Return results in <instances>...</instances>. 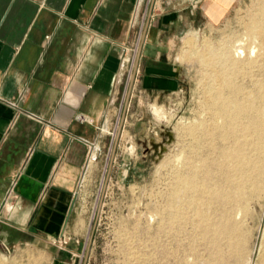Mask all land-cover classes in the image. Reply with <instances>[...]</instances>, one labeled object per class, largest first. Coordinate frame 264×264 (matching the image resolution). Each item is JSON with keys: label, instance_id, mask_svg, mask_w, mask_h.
<instances>
[{"label": "rangeland", "instance_id": "obj_1", "mask_svg": "<svg viewBox=\"0 0 264 264\" xmlns=\"http://www.w3.org/2000/svg\"><path fill=\"white\" fill-rule=\"evenodd\" d=\"M263 4L142 0L122 55L115 108L100 127V143L79 170L65 228L51 236L14 223L0 229V264H264V166L257 179L240 178L232 170L237 155L251 156L254 129H248L246 139L236 127L229 138L227 120L215 104L221 93L224 105H234L226 78L218 74L225 72L222 53L227 49L241 62L232 76L241 89L238 100L253 110L250 119L264 132V22L257 24L260 37L245 30L251 17L262 16ZM156 16L169 25L159 33L149 27ZM237 43L245 49L239 59L232 50ZM145 51L152 55L149 65L177 77L176 90H141L138 72ZM211 55L214 68L205 63ZM63 222L57 223L61 227ZM233 227L239 242L229 237Z\"/></svg>", "mask_w": 264, "mask_h": 264}, {"label": "crops", "instance_id": "obj_2", "mask_svg": "<svg viewBox=\"0 0 264 264\" xmlns=\"http://www.w3.org/2000/svg\"><path fill=\"white\" fill-rule=\"evenodd\" d=\"M141 2L0 0V229L65 228L79 170L115 108ZM168 26L162 16L149 25ZM149 56H140L141 90H176L177 77Z\"/></svg>", "mask_w": 264, "mask_h": 264}, {"label": "bare ground", "instance_id": "obj_3", "mask_svg": "<svg viewBox=\"0 0 264 264\" xmlns=\"http://www.w3.org/2000/svg\"><path fill=\"white\" fill-rule=\"evenodd\" d=\"M262 1H264V0H262ZM263 6H264V4H263ZM263 6H261V8H264ZM259 9V8H258ZM259 11V10H258ZM261 12V15L262 16H259V18L257 19H252V17H251V22L249 23V24H247L246 26H245V30H246V32L247 33H250V34H255V35H259V37H260V34H261V29L260 28H258V23H260L262 20H263V22H264V9H263V11H260ZM258 14V13H257ZM259 15V14H258ZM249 19H250V16H249ZM263 24V23H262ZM243 29H244V27H243ZM242 29V30H243ZM264 35V34H263ZM239 38V37H238ZM240 38H241V40L242 39H244V38H242L241 36H240ZM249 38V37H248ZM250 39V38H249ZM259 39V38H258ZM263 40H264V38H262ZM240 40V41H241ZM245 40V39H244ZM248 40V39H247ZM233 41H234V39H233ZM232 41V42H233ZM243 41V40H242ZM250 41V40H249ZM253 41H255V40H253ZM231 42V43H232ZM257 42V41H256ZM260 42V41H259ZM228 44H229V41L227 42ZM249 43H252V42H249ZM253 44V43H252ZM224 45H226V43L224 44ZM223 44H222V46H224ZM255 45V44H254ZM260 46H261V43H260ZM262 46H263V44H262ZM227 47V46H226ZM245 47V46H244ZM252 47V46H251ZM221 48H223V47H221ZM233 49L232 50H234L233 51V56L235 57V58H237V59H239V58H241V56H243L244 55V53H245V49L243 48V44L242 43H237L236 45H234L233 47H232ZM261 48V47H260ZM211 49V48H210ZM231 49V48H230ZM255 47H252L251 48V50H250V53L252 54V56H253V54L255 53ZM227 50V49H226ZM225 49H224V51H223V53H222V58L224 59V63H225V65L227 66H229L227 69V71H226V66L224 67V69H225V72H223V73H218L219 74V76H222V77H224V78H226V81H225V83H226V85L230 88V90H231V94H230V100H231V103L232 104H234L233 105V107L232 106H230L229 107V105L228 106H226V105H224V103H226V102H224L225 101V99H224V97H223V95L220 93H217L216 95H215V100H216V103L215 104H218V107H217V109H216V112L218 113V114H220V115H222V116H224V118L227 120V130L229 131L230 130V134H229V138H231V136H232V133L234 132L233 130L236 128V127H241V134H242V137H244V138H246L247 137V135H248V129L249 128H251L252 127V129H254L253 131H254V134H255V138L252 140V146H251V148H252V154H251V156H248V155H246V154H240V155H237L236 156V158H237V161H236V163L232 166V170H233V172H234V174L235 173H237V175L241 178L243 175H247L248 177H250L251 179H253V178H258V177H260L261 176V168H259V167H261V165L262 166H264V158H263V155H264V145L262 144V142H261V140L262 139H264V132H259V130H258V128L254 125L255 123H253L252 121H251V119H250V113H252L253 112V110H252V112H250V109H249V107H248V105H246V104H244V102L243 101H239L238 100V96L241 94V89L240 88H238L234 83H233V80H232V76H234V74L237 72V71H239L238 70V67L237 66H239V65H237L238 63L240 64L241 62H238V61H236V60H233L232 58H230L229 57V55H228V53H227V51H226ZM259 50V49H258ZM206 51H208V50H206ZM205 51V52H206ZM214 51V50H213ZM259 51H261V49L259 50ZM247 52V51H246ZM213 53V52H212ZM260 53V52H259ZM209 54V53H208ZM218 54H220V53H218ZM230 54V53H229ZM258 54V53H257ZM206 56V55H205ZM258 56V55H257ZM232 57V56H231ZM255 57V56H254ZM203 58V57H202ZM251 58H253V57H251ZM251 58H250V60H251ZM258 58H260V57H258ZM220 58L218 57V60H219ZM232 59V60H231ZM245 59V58H244ZM247 59V58H246ZM257 59V58H256ZM216 60V59H215ZM249 60V61H250ZM201 61H203V60H201ZM201 61H200V63H201ZM220 61H221V59H220ZM246 61V60H245ZM248 61V60H247ZM247 61H246V63H247ZM248 61V62H249ZM253 61V60H252ZM255 61V60H254ZM218 62V61H217ZM238 62V63H237ZM205 63L207 64V65H210V66H213V68H214V66H215V64H214V56H208L206 59H205ZM253 63V62H252ZM221 64V63H220ZM248 64H250V63H248ZM247 64V65H248ZM242 65V64H241ZM251 66V65H250ZM249 66V67H250ZM255 67V66H254ZM217 68H218V65H217ZM240 68V67H239ZM250 69V68H249ZM221 70L222 69H220V72H221ZM243 70V69H242ZM214 72V71H213ZM217 72V71H216ZM215 72V73H216ZM241 72V71H240ZM247 73H249L248 71H247ZM219 76H217V78L219 77ZM214 77V76H213ZM212 77V78H213ZM221 79V78H220ZM223 79V78H222ZM221 79V80H222ZM215 80H217V79H215ZM250 80V79H249ZM217 82H219V81H217ZM237 82V81H236ZM250 82V81H249ZM257 83V82H256ZM259 83V82H258ZM250 84V83H249ZM220 85V84H219ZM255 86V85H254ZM256 86H258V85H256ZM261 86V85H260ZM250 87V86H249ZM261 88V87H260ZM204 89V88H203ZM242 90H243V88H242ZM250 92V91H249ZM215 93V92H214ZM243 93V92H242ZM255 93V92H254ZM250 94V93H249ZM244 95V94H243ZM248 95V94H247ZM208 96V95H207ZM249 96H251V95H249ZM243 98V97H242ZM244 98H246V97H244ZM249 98V97H248ZM206 100V99H205ZM248 101H250V100H248ZM207 102V101H206ZM211 102H213V101H211ZM218 102V103H217ZM228 102V101H227ZM210 102H208V104H209ZM248 104L250 103V102H247ZM252 103V102H251ZM263 103H264V101H263ZM207 104V105H208ZM250 105V104H249ZM211 106V105H210ZM208 108H209V105L207 106ZM253 107V106H252ZM257 107V106H256ZM258 108H259V106H258ZM261 108V107H260ZM214 110V109H213ZM209 112H210V110H209ZM256 112V111H255ZM254 112V113H255ZM160 113V112H159ZM155 114H157L156 112H155ZM209 114V113H208ZM212 114H213V112H212ZM216 114V113H215ZM257 114V113H256ZM207 115V114H206ZM214 115V114H213ZM202 116V115H201ZM247 117V118H246ZM210 118V117H209ZM246 118V120L248 121V124L247 125H243L242 123H243V121L242 120H244ZM259 118H262V117H259ZM216 122V121H215ZM252 123H253V125H252ZM240 124V125H239ZM211 125V124H210ZM257 125V124H256ZM196 126V125H195ZM204 126H207V125H204ZM212 126V125H211ZM213 126H215V125H213ZM200 127H201V125H200ZM208 127V126H207ZM216 127V126H215ZM214 127V128H215ZM213 128V129H214ZM226 128V127H225ZM209 129V128H208ZM207 129V130H208ZM212 129V128H211ZM210 129V130H211ZM216 129V128H215ZM240 129V128H239ZM198 130H199V128H198ZM204 130V129H203ZM196 131H197V129H196ZM205 131V130H204ZM209 131V130H208ZM233 131V132H232ZM215 133H217V132H215ZM228 133V132H227ZM226 133V134H227ZM203 134H205V133H203ZM214 134V133H213ZM212 134V135H213ZM208 135V134H207ZM211 136V135H210ZM223 136H224V134H223ZM240 136V135H239ZM251 136V135H250ZM241 137V136H240ZM199 138V137H198ZM217 138V137H216ZM222 138V137H221ZM236 138H237V136H236ZM251 138V137H250ZM223 139V138H222ZM247 139V138H246ZM245 139V140H246ZM203 140V139H202ZM225 140V139H224ZM264 141V140H263ZM231 142V141H230ZM234 142V141H233ZM236 142V141H235ZM247 142V141H246ZM233 145V144H232ZM219 146V145H218ZM237 145H235V147H236ZM244 146V145H243ZM235 147H233V149H234V151H235ZM248 149V148H247ZM241 150V149H240ZM251 152V151H250ZM96 153V152H95ZM249 153V152H248ZM228 154V153H227ZM94 155H96V154H94ZM234 155V154H233ZM262 155V156H261ZM232 156V155H231ZM261 157V158H260ZM93 158H95V156H93ZM209 158V157H208ZM232 158H233V156H232ZM234 159V158H233ZM221 164V163H220ZM225 164V163H224ZM201 165H202V163H201ZM200 165V166H201ZM198 166H199V164H198ZM227 166V165H226ZM228 166H230V165H228ZM193 167V166H192ZM221 167V166H220ZM186 169V168H185ZM212 169V168H211ZM215 169V168H214ZM226 169V168H225ZM225 169H223V170H225ZM218 170V169H217ZM228 170V169H227ZM198 172V171H197ZM230 172V171H229ZM224 173V172H223ZM233 174V175H234ZM203 175V174H202ZM228 175V174H227ZM264 175V174H263ZM262 175V176H263ZM218 176V175H217ZM188 178H190V177H188ZM243 179V178H242ZM181 180V179H180ZM183 180V179H182ZM236 180V179H235ZM191 181V180H190ZM262 181V180H261ZM191 182H193V181H191ZM241 183V182H240ZM239 183V184H240ZM182 184H183V182H182ZM236 184H237V182H236ZM180 185V184H179ZM227 187V186H226ZM259 186L258 185H255V188H258ZM190 188V187H189ZM192 188V187H191ZM258 190V189H257ZM259 191H260V188H259ZM173 194H174V192H173ZM217 194V193H216ZM215 194V195H216ZM243 195V194H242ZM214 197V196H213ZM201 198V197H200ZM208 198V197H207ZM205 201V200H204ZM210 203V202H209ZM214 208V207H213ZM203 214V213H202ZM222 215H224V214H222ZM203 217V216H202ZM238 224V223H237ZM211 225V224H210ZM206 226V225H205ZM235 226V225H234ZM205 229V228H204ZM241 229V228H240ZM227 230H228V228H227ZM241 231H242V229H241ZM220 232H223V231H220ZM227 233H225V235H226ZM229 237L230 238H232V239H238L239 238V231H238V229L236 228V227H233L232 228V231L230 232L229 231ZM197 236V235H196ZM223 236V235H222ZM220 237V236H219ZM228 237V236H227ZM228 237V238H229ZM229 238V239H230ZM224 239H226V238H224ZM239 239H241V237L239 238ZM239 239H238V242H239ZM227 241H228V239H227ZM208 242V241H207ZM236 243H237V241H236ZM230 247H231V245H230V243L228 244ZM242 245V244H241ZM236 246V245H235ZM236 248V247H235ZM239 248H241V247H239ZM239 248H238V250H239ZM241 250V249H240ZM239 250V251H240ZM236 251V250H235Z\"/></svg>", "mask_w": 264, "mask_h": 264}, {"label": "water", "instance_id": "obj_4", "mask_svg": "<svg viewBox=\"0 0 264 264\" xmlns=\"http://www.w3.org/2000/svg\"><path fill=\"white\" fill-rule=\"evenodd\" d=\"M116 140H117V138H115V140H113V147H115V145H116ZM68 219V218H67ZM65 223H67V220H66V222Z\"/></svg>", "mask_w": 264, "mask_h": 264}]
</instances>
